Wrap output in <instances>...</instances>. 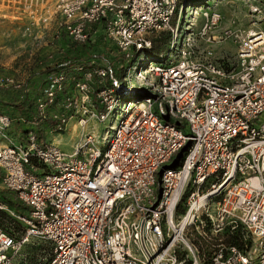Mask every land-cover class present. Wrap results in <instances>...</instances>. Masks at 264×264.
Segmentation results:
<instances>
[{
	"label": "built area",
	"instance_id": "built-area-1",
	"mask_svg": "<svg viewBox=\"0 0 264 264\" xmlns=\"http://www.w3.org/2000/svg\"><path fill=\"white\" fill-rule=\"evenodd\" d=\"M193 1L54 0L67 41L98 51L49 76L24 120H75L70 153L33 130L15 141L0 110V183L17 202H0V264H264V0L224 29L219 0ZM2 90L30 93L0 63Z\"/></svg>",
	"mask_w": 264,
	"mask_h": 264
},
{
	"label": "rangeland",
	"instance_id": "rangeland-1",
	"mask_svg": "<svg viewBox=\"0 0 264 264\" xmlns=\"http://www.w3.org/2000/svg\"><path fill=\"white\" fill-rule=\"evenodd\" d=\"M205 1L212 0H201L202 3ZM246 2L245 0L217 1L216 8L224 15L221 28L228 26L230 18L235 13L241 15L246 13ZM53 4L54 0H0V62L6 65L7 70L19 81L33 80L34 67L43 56L61 50L66 43L65 36L63 37L60 32L63 20L58 15L49 17ZM45 17L49 19L44 23L42 19ZM200 23L201 20L198 19L197 27ZM210 46L218 56L221 54L230 56L234 53L230 41L215 40ZM124 65L123 63L121 67ZM70 122L76 129H71V132L63 136L64 142H67V145L61 148L63 151L70 149L71 137L77 141L81 132L75 120ZM105 128V125L100 126V135Z\"/></svg>",
	"mask_w": 264,
	"mask_h": 264
},
{
	"label": "trees",
	"instance_id": "trees-1",
	"mask_svg": "<svg viewBox=\"0 0 264 264\" xmlns=\"http://www.w3.org/2000/svg\"><path fill=\"white\" fill-rule=\"evenodd\" d=\"M201 0H194V3H199ZM202 3V2H201ZM64 37V34H62ZM65 39V38H64ZM169 40V35L167 33H162L160 36L153 40L152 47L148 52L150 55H157L165 50L167 42ZM64 46L61 47V50H57L50 55H45L43 58L36 64L33 72V80L30 81L31 92L26 96L25 100L22 101V91L17 90L15 92H9L7 90H2L0 95L6 96L8 99L9 105L16 110L13 115L27 116L32 113L34 108H36V99L40 96L41 89L45 85L47 78L53 74L60 72H68L74 67L73 64H65L66 62H76L82 61L90 58L95 54L97 50L98 43L96 44H77L65 40ZM116 70H115V67ZM125 64L122 57H114L112 60V69L114 71L115 77L120 78L124 71ZM29 83V82H28ZM5 220V215L0 212V225L3 224ZM230 244H236L234 237L227 240Z\"/></svg>",
	"mask_w": 264,
	"mask_h": 264
},
{
	"label": "crops",
	"instance_id": "crops-1",
	"mask_svg": "<svg viewBox=\"0 0 264 264\" xmlns=\"http://www.w3.org/2000/svg\"><path fill=\"white\" fill-rule=\"evenodd\" d=\"M223 19H224V15H223ZM3 66L6 67V65H3ZM28 85L31 89L30 82L28 83ZM7 91L14 92V90H7ZM24 100L25 99H22V101ZM8 102L9 101L6 98V96L0 95V110L8 114L13 120L11 127L9 129V132H8L9 136L17 142L23 141L25 139V135L27 131L33 130L36 133L41 145L54 144L62 148L67 145V142H64L63 136L67 134L68 132H71V129H74V130L76 129L74 125L72 127L71 122H69L66 131L61 132V133H58L55 131L54 124L50 121H44V122H39L37 124L27 125L24 123V120L33 119V117L36 114V109L34 108L33 112L28 114L27 116L13 115V113L16 112V110L13 109V107L9 105ZM77 141L75 138L71 137V141L69 142L70 149L65 152L70 153L73 150ZM4 145H5V141L0 138V148L3 147ZM1 176H2V173L0 172V182H1ZM0 202L6 204L7 206L11 208L17 203L15 200V195L12 192L4 190L1 186V183H0Z\"/></svg>",
	"mask_w": 264,
	"mask_h": 264
},
{
	"label": "bare ground",
	"instance_id": "bare-ground-1",
	"mask_svg": "<svg viewBox=\"0 0 264 264\" xmlns=\"http://www.w3.org/2000/svg\"><path fill=\"white\" fill-rule=\"evenodd\" d=\"M191 14H193V9H192V13Z\"/></svg>",
	"mask_w": 264,
	"mask_h": 264
}]
</instances>
